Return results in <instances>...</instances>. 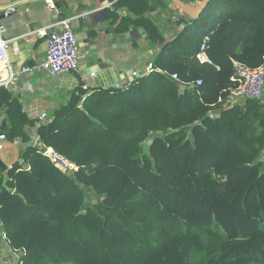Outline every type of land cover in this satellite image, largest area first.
<instances>
[{
    "label": "trees",
    "instance_id": "trees-1",
    "mask_svg": "<svg viewBox=\"0 0 264 264\" xmlns=\"http://www.w3.org/2000/svg\"><path fill=\"white\" fill-rule=\"evenodd\" d=\"M120 4L161 54L148 75L97 89L82 108L80 94L40 125V140L80 169L64 174L34 150L29 171L10 173L16 193L1 194L0 222L25 252L19 264H264V107L210 117L233 86V61L262 64L264 0H212L169 42L142 17L146 0ZM215 5L224 11L209 29L211 64L201 65ZM199 80L200 95L190 86ZM81 185L102 196L95 207Z\"/></svg>",
    "mask_w": 264,
    "mask_h": 264
},
{
    "label": "crops",
    "instance_id": "crops-1",
    "mask_svg": "<svg viewBox=\"0 0 264 264\" xmlns=\"http://www.w3.org/2000/svg\"><path fill=\"white\" fill-rule=\"evenodd\" d=\"M202 1L187 5L196 9ZM146 3L149 11L142 17L154 25L165 42L175 39L197 19L170 0H146ZM12 6L16 13L5 17L3 11ZM223 11L217 5L208 11L205 16L208 28L202 37L211 32L209 29ZM63 19L71 21L78 36L80 69L52 78L46 68L48 46L38 32ZM139 19L141 16L121 6L120 0H0V40L10 41L12 47L7 60L0 61V133L7 136L4 150L0 151L6 165L0 167V181L8 179L14 170L30 168V153L39 152L42 147L39 127L47 124L38 120L39 115L47 113L50 123L74 97L82 94L78 104L82 108L95 90L106 89L101 75L109 70L101 68L121 71V87L132 83L124 73L133 75L136 71L143 77L151 72L149 67H155L162 44L152 40ZM25 67L31 72L23 73ZM2 231L0 223V234ZM3 247L0 238V255ZM6 252L7 259H13L12 251Z\"/></svg>",
    "mask_w": 264,
    "mask_h": 264
},
{
    "label": "built area",
    "instance_id": "built-area-1",
    "mask_svg": "<svg viewBox=\"0 0 264 264\" xmlns=\"http://www.w3.org/2000/svg\"><path fill=\"white\" fill-rule=\"evenodd\" d=\"M189 5H197L201 0H182ZM17 9L12 6L3 11L5 17H9L16 13ZM213 32H208L202 37V42L197 52L195 59L201 65L211 64L208 57L210 38ZM40 38L45 39L48 51L46 59V68L52 78H57L63 75L72 74L80 69V44L77 34L75 33L72 23L69 19H63L55 25L39 30ZM11 43L8 40H0V61H6L8 58ZM150 70L153 66L150 65ZM234 73L231 77L233 86L222 91L217 102L211 105L212 108H217V112L232 108H246L249 101H262L264 99V57L262 64L259 67L252 68L241 62L233 63ZM23 73L31 72L29 67L22 69ZM172 79L178 81L177 75H173ZM203 82L201 80L190 84L192 88L198 90ZM210 113V117L212 114ZM38 120L41 123H48L49 118L47 113L39 115ZM7 136L0 135V151L4 150V143ZM42 147L39 151L50 163L64 174L74 175L79 171V167L72 163L67 157L60 154L51 147L46 146L42 142ZM30 168L27 170L29 171Z\"/></svg>",
    "mask_w": 264,
    "mask_h": 264
},
{
    "label": "rangeland",
    "instance_id": "rangeland-1",
    "mask_svg": "<svg viewBox=\"0 0 264 264\" xmlns=\"http://www.w3.org/2000/svg\"><path fill=\"white\" fill-rule=\"evenodd\" d=\"M260 104L263 105V107H264V99L262 101H260ZM217 110H218L217 108H215L213 110V112H216V113L212 114L211 118H214V117H216V115H219L221 113V112H217ZM213 112H211V113H213ZM149 143L150 142L148 141L147 144H144V147H143L144 152H149V146H150ZM9 181H10V176L8 179L6 178V179L0 181V197H1V194L3 193L4 190L9 191L13 194L16 193L15 189L10 188V186H8ZM81 188L83 189L86 208L87 207L93 208V207H95L96 204H98L102 200V196L97 191H95L93 188L86 187L83 185H81ZM1 225H2V223H1ZM2 228H3V225H2ZM0 238L4 244V247H3L4 252L2 251L3 253L0 255V264H19L21 262L23 254L25 252L22 249H18V250L12 249L11 244H10V240H9L4 228H3L2 233L0 234ZM7 249H9V251H12L13 259H11V260L7 259L9 256V255H7L8 252H6ZM195 256L196 255L193 254L190 257V261H192V259L194 258L196 262H198V263L202 262L201 261L202 258L195 257ZM6 259H7V261H6Z\"/></svg>",
    "mask_w": 264,
    "mask_h": 264
},
{
    "label": "water",
    "instance_id": "water-1",
    "mask_svg": "<svg viewBox=\"0 0 264 264\" xmlns=\"http://www.w3.org/2000/svg\"><path fill=\"white\" fill-rule=\"evenodd\" d=\"M170 1H172L184 13L196 19V18H199L204 13V11L207 9L208 5L210 4L212 0H203L202 3L196 9L190 7L189 5H187V3H185L182 0H170ZM106 68H108L109 73L105 71L101 75L105 88L106 89H120L121 88V85H120L121 71H119L118 69L110 68V67H105L101 69L104 70ZM124 75H126V77H128L131 82H134L141 77V75L137 73L136 71H133V75H131V73L129 72L124 73ZM0 167L6 168V165L3 163L1 157H0Z\"/></svg>",
    "mask_w": 264,
    "mask_h": 264
}]
</instances>
